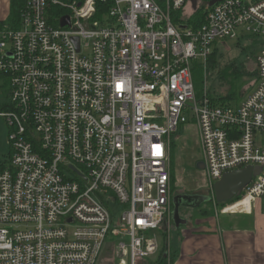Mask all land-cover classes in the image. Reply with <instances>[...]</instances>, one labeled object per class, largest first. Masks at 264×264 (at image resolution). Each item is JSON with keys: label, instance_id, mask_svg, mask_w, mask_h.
I'll return each mask as SVG.
<instances>
[{"label": "built area", "instance_id": "obj_1", "mask_svg": "<svg viewBox=\"0 0 264 264\" xmlns=\"http://www.w3.org/2000/svg\"><path fill=\"white\" fill-rule=\"evenodd\" d=\"M23 1L17 22L0 23L10 146L0 264H98L107 246L120 264H155L173 137L186 125L211 190L227 173L261 169L224 213L264 199V48L239 104L214 101L205 86L198 96L194 76L220 41L264 37V0H210L202 24L201 0L196 10L192 0Z\"/></svg>", "mask_w": 264, "mask_h": 264}, {"label": "rangeland", "instance_id": "obj_2", "mask_svg": "<svg viewBox=\"0 0 264 264\" xmlns=\"http://www.w3.org/2000/svg\"><path fill=\"white\" fill-rule=\"evenodd\" d=\"M206 8V4L202 6V10ZM10 12V0H0V19H4ZM190 14V11L187 12ZM264 48V37H246L240 42L237 39L224 40L219 42L216 55L210 59L206 68L203 69V87L210 92L212 99L224 100L228 98L229 87L222 84L219 78V72L230 68L232 72H241V78L238 83V94L234 96L236 100L245 99L253 90L256 84L257 72V55ZM197 72V71H196ZM9 101V87L0 85V107ZM175 147H173V155L171 157V173H173L172 196L179 194H201L205 193L213 197L214 191L208 186L206 177L197 163L203 161L201 142L197 133V129L193 126H183L173 137ZM9 134L5 122L0 124V163L5 161L4 158L10 154ZM171 151V154H172ZM173 157V160H172ZM172 175V174H171ZM214 198V197H213ZM245 200L241 204H247ZM228 204H216L213 201L202 205L198 209L190 211L184 216L181 212L183 220L187 221V226L193 227L197 220H205L209 225L212 219H220L221 221L230 220L236 214L224 213ZM226 208V209H225ZM241 211V210H240ZM173 208L167 218L169 231L173 226ZM212 218V219H211ZM210 220V221H208ZM158 246L162 249L163 240L156 235ZM119 254L116 249L106 247L102 251L101 260L98 264H120Z\"/></svg>", "mask_w": 264, "mask_h": 264}, {"label": "crops", "instance_id": "obj_3", "mask_svg": "<svg viewBox=\"0 0 264 264\" xmlns=\"http://www.w3.org/2000/svg\"><path fill=\"white\" fill-rule=\"evenodd\" d=\"M246 203L227 210L248 208L230 220L211 218L209 225L204 219L197 220L193 227L188 224L177 227L173 222L172 230L165 231L168 233L164 252L167 264H264V199L255 200L250 208ZM162 250L163 246L153 262Z\"/></svg>", "mask_w": 264, "mask_h": 264}, {"label": "water", "instance_id": "obj_4", "mask_svg": "<svg viewBox=\"0 0 264 264\" xmlns=\"http://www.w3.org/2000/svg\"><path fill=\"white\" fill-rule=\"evenodd\" d=\"M224 0H211L209 7L215 6L217 3ZM194 10L197 9V0H192ZM68 24V19H64L62 25ZM199 168L204 171L205 166L201 162ZM261 173V169H254L253 167H247L238 171L227 173L223 178L214 184V198L205 197L201 195H188L179 194L174 197V210L173 221L177 227L186 225L187 221L181 217V209H198L202 205L212 201L213 199L217 204H228L240 199L244 190L252 183L253 179ZM168 230V221L166 220L163 225V231Z\"/></svg>", "mask_w": 264, "mask_h": 264}, {"label": "trees", "instance_id": "obj_5", "mask_svg": "<svg viewBox=\"0 0 264 264\" xmlns=\"http://www.w3.org/2000/svg\"><path fill=\"white\" fill-rule=\"evenodd\" d=\"M155 1H157L159 4L163 5L165 0H155ZM201 1H202V3H204V5L205 4L207 5L210 0H201ZM23 6H24V1L23 0H10V14H9V20L10 21L17 22L19 20V15H20V13H21V11L23 9ZM204 18H205L204 9L203 10L199 9L193 15V20L197 21L198 24L199 23L202 24L203 21H204ZM216 53H217V49L213 52V54L209 58L208 62L210 61V59H212L216 55ZM256 59H257V57H256ZM202 71H203V68L201 67V64H197L195 72H194V76H195V88H196L198 96H200V94H201V92L203 90V85H202V82H203V78L202 77H203V75H202ZM255 76H256V82H257V77H258L257 72L255 73ZM219 78H220V81L222 82V84H224L225 86L229 87L228 98H226L224 100H222V99L221 100L213 99V100L216 101V102L223 103L224 105H230V106H232L234 104L241 103L244 99L239 101V100H236L234 98V96L236 94H238L237 88H238V83H239L240 78H241V72H232L230 70V68H228V69H225L222 72H219ZM173 147H175L174 142L172 144V149H173ZM171 155H173V151H172ZM172 160H173V157H172ZM171 174H172L171 175V181L173 183V173H171ZM237 200H239V199H237ZM158 235L163 240V250L159 254L158 258L156 259L155 264H167L166 259L164 258V252L167 249V246L165 245V242L167 240L168 233L163 231V229H161L158 232Z\"/></svg>", "mask_w": 264, "mask_h": 264}, {"label": "flooded vegetation", "instance_id": "obj_6", "mask_svg": "<svg viewBox=\"0 0 264 264\" xmlns=\"http://www.w3.org/2000/svg\"><path fill=\"white\" fill-rule=\"evenodd\" d=\"M198 165H199V163H197ZM188 195H190V194H188ZM194 195H201V196H205V197H211L210 195H208V194H205V193H201V194H194ZM174 195L172 196V199H171V204H170V209L172 210V208H173V210H174ZM213 201V200H212ZM212 201H210V202H208V204L209 203H211ZM207 204V203H206ZM182 211H184V216H187V214L190 212V211H194V210H189V209H186V208H182L181 209V212Z\"/></svg>", "mask_w": 264, "mask_h": 264}]
</instances>
